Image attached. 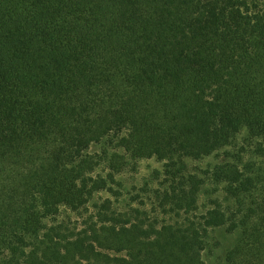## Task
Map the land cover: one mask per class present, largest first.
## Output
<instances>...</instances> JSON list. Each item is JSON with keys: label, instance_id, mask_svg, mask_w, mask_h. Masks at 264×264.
Instances as JSON below:
<instances>
[{"label": "trees", "instance_id": "16d2710c", "mask_svg": "<svg viewBox=\"0 0 264 264\" xmlns=\"http://www.w3.org/2000/svg\"><path fill=\"white\" fill-rule=\"evenodd\" d=\"M216 228L264 264V0H0V264H205Z\"/></svg>", "mask_w": 264, "mask_h": 264}, {"label": "rangeland", "instance_id": "374dc122", "mask_svg": "<svg viewBox=\"0 0 264 264\" xmlns=\"http://www.w3.org/2000/svg\"><path fill=\"white\" fill-rule=\"evenodd\" d=\"M238 146L242 144V136L237 141ZM219 160V157H210L207 159L189 162L190 166L195 168H205L208 164L214 165ZM162 163L157 161L155 158L142 159L137 163V173L133 174L131 172L124 175L123 180L126 182V188L128 190L124 191V195L128 191L135 194V188L138 187L139 182L144 179H152V173L154 171L161 170ZM153 185H156L153 182ZM129 193V192H128ZM130 194V193H129ZM128 196H131L129 195ZM219 196V193L213 191L205 192L201 196V203L206 202L209 197ZM207 205V204H206ZM199 210H204L201 206ZM236 240L235 233H229L223 228H216L210 231L206 241V248L203 251V260L205 264H223V260L227 250H229Z\"/></svg>", "mask_w": 264, "mask_h": 264}]
</instances>
